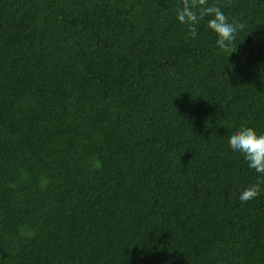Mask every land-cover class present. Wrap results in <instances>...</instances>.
Wrapping results in <instances>:
<instances>
[{
  "label": "trees",
  "instance_id": "16d2710c",
  "mask_svg": "<svg viewBox=\"0 0 264 264\" xmlns=\"http://www.w3.org/2000/svg\"><path fill=\"white\" fill-rule=\"evenodd\" d=\"M209 2L228 50L178 0H0V264H264L228 145L264 133V0Z\"/></svg>",
  "mask_w": 264,
  "mask_h": 264
},
{
  "label": "clouds",
  "instance_id": "9594fccd",
  "mask_svg": "<svg viewBox=\"0 0 264 264\" xmlns=\"http://www.w3.org/2000/svg\"><path fill=\"white\" fill-rule=\"evenodd\" d=\"M175 10L178 23L187 28L186 38H196L197 25L206 17V26L215 34V45L220 50H228L236 38L239 26L229 21L219 4L210 3L209 0H178ZM234 50L235 47L229 53ZM228 145L234 152L241 154L247 166L258 174L256 183L242 189L238 198L242 203L255 200L264 185V133L242 126L230 135Z\"/></svg>",
  "mask_w": 264,
  "mask_h": 264
}]
</instances>
